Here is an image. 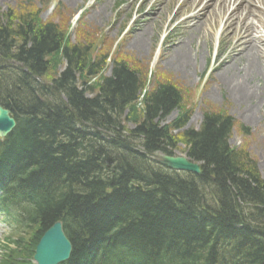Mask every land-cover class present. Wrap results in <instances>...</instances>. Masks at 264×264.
Instances as JSON below:
<instances>
[{"label":"trees","instance_id":"trees-1","mask_svg":"<svg viewBox=\"0 0 264 264\" xmlns=\"http://www.w3.org/2000/svg\"><path fill=\"white\" fill-rule=\"evenodd\" d=\"M98 38L72 42L32 6L0 9V105L19 122L0 141V173L23 167L30 184L58 187L33 209L29 236L39 231L14 241L1 264H16L20 249L33 253L57 219L73 245L68 264H91L99 253L112 264L127 251L137 264H264V178L246 148L229 144L232 117L206 110L199 129L181 130L192 112L182 88L162 76L141 99L138 63ZM179 143L201 174L151 159Z\"/></svg>","mask_w":264,"mask_h":264},{"label":"rangeland","instance_id":"rangeland-1","mask_svg":"<svg viewBox=\"0 0 264 264\" xmlns=\"http://www.w3.org/2000/svg\"><path fill=\"white\" fill-rule=\"evenodd\" d=\"M27 1L30 2L26 3ZM54 3H57L56 7ZM179 5L177 0H0V7L4 11L10 8L16 10L26 6L40 9L42 19L53 20L63 31H66L71 22L78 18V24L71 35L72 42L92 41L93 37L102 32L107 41L112 44L113 40L121 34L122 49L120 48L119 52L123 57L120 58L130 61L133 67H136L137 63L140 64V69L137 68L143 79H145L148 69L154 67L156 76L153 78H157L155 81L159 80L161 75L170 78L182 88L185 94V106H192V112L185 128H199L205 110L225 111L234 117L236 126L229 142L232 147L246 148L245 150L256 159L258 171L264 178V76L259 74V78L256 79L260 82L259 84H255L253 81L250 83L254 96L249 100L240 101L237 96L229 93L230 90L226 86L225 78L221 75L225 74L224 70L227 68L230 75H234L236 72L234 62L239 60L241 56L238 53L239 47L232 49L233 45H231L228 50L225 41L227 39H224L221 43L224 52L219 61L220 66L212 72L215 64V59L211 56L214 34L216 35L220 29L218 27L215 31L216 25L214 23L209 24L210 29L205 27L193 38L188 27L192 25L194 28L196 25L193 24L194 21L189 20L185 24H180L173 34L168 39L166 38L167 40L160 42L162 34L169 31V26L167 27L168 30H163V26L168 25L166 22L173 16ZM184 9L181 11V15L188 14L191 5H187ZM172 26L173 24L170 28ZM79 30H83V32L78 34ZM143 30L146 31L145 39L147 42L145 47L139 50L135 48L133 39ZM187 36L192 37L191 41L186 43V48L190 51L191 57L186 60L188 69L184 73L175 71L169 66L168 61L174 54L176 47ZM205 37L209 38L206 43L207 54L203 51L205 50ZM231 40L235 44V41ZM196 42H200V44L197 45ZM198 47L200 51L196 50ZM225 49L228 51L225 52ZM203 53L206 56L205 59ZM64 65L65 62H60L57 64V69L63 68ZM238 65L241 69V72L239 70L240 75L243 73L244 64L238 63ZM260 66L264 69V59L261 60ZM111 68V62H109L104 74L108 75ZM93 81L95 80L92 79L91 82ZM213 88H215L214 92L209 93ZM246 92L250 94V92ZM251 105L255 106L253 117L251 120H247ZM178 114V110L173 111L165 122L170 123L178 117ZM178 146L177 154L185 155V145L179 143ZM37 231L39 229H32L33 234L27 237V241L31 240ZM18 253L20 256L26 254L24 249H20Z\"/></svg>","mask_w":264,"mask_h":264},{"label":"bare ground","instance_id":"bare-ground-1","mask_svg":"<svg viewBox=\"0 0 264 264\" xmlns=\"http://www.w3.org/2000/svg\"><path fill=\"white\" fill-rule=\"evenodd\" d=\"M189 1L190 0H181L176 11L184 9L182 5H185ZM231 1L232 0H193L192 8L195 11L194 17L199 20L194 23V25H196L194 28H190L189 33H191L194 38L202 29L205 27L207 28L210 23L213 22L214 25H217L223 20V30H233L235 36H237V46L239 44L242 45V42H248V46L245 51L242 52V57L234 62L236 66L235 74L230 75V71L227 68L224 70L225 74L221 75L225 78L226 86L230 90L229 93L235 95V97L237 96L240 101H246L254 96V91L253 88L250 87V83L253 81L255 84H259L260 82L256 81V79L259 78V74L264 76V69L260 66L261 60L264 59V35L257 34L258 29L264 28V18H258L254 15V10L251 8L253 3L252 0H234L238 3L235 9H231ZM255 2L261 3V6L264 7V0H255ZM260 8L261 7L255 10H259ZM145 35L146 31L143 30L142 33H139L133 39L136 49L142 50L145 47L147 42ZM192 37L187 36L185 40L181 41L176 47L172 57L169 59V66L174 68L175 71L187 72L186 60L188 57H191V55L190 51L186 48V43L191 41ZM244 46L242 49L245 48ZM204 49V53L207 54L206 44L204 45ZM205 54L204 59L206 57ZM238 63L244 64L243 73L240 75L239 70L241 72V69ZM214 89L215 88L211 89L209 93H213ZM246 91L250 92V94ZM250 107L247 120H251L253 117L255 106L251 105ZM244 116H246L245 113Z\"/></svg>","mask_w":264,"mask_h":264},{"label":"water","instance_id":"water-1","mask_svg":"<svg viewBox=\"0 0 264 264\" xmlns=\"http://www.w3.org/2000/svg\"><path fill=\"white\" fill-rule=\"evenodd\" d=\"M15 126V120L10 116V111L0 107V135H4ZM155 159L160 163L174 169L193 171L200 173L199 164L189 161L182 156L155 155ZM44 240L39 244L37 259L41 264L55 263L68 258L71 244L64 236L60 224L56 223L44 236Z\"/></svg>","mask_w":264,"mask_h":264}]
</instances>
